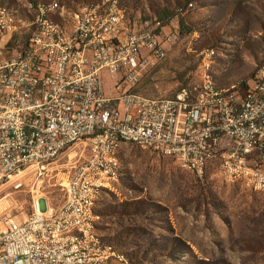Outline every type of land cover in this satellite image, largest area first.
Masks as SVG:
<instances>
[{"label":"built area","instance_id":"1","mask_svg":"<svg viewBox=\"0 0 264 264\" xmlns=\"http://www.w3.org/2000/svg\"><path fill=\"white\" fill-rule=\"evenodd\" d=\"M24 8L0 6L3 50L15 37L0 60V264H119L95 207L117 181L126 143L201 182L215 168L264 194V65L249 83L224 87L215 50H204L196 83L170 99L147 98L137 89L175 44L170 25L132 30L118 0ZM105 81L116 97L105 96ZM77 145L89 156L59 184L63 202L49 205L31 188L23 214L22 178L45 174Z\"/></svg>","mask_w":264,"mask_h":264},{"label":"rangeland","instance_id":"2","mask_svg":"<svg viewBox=\"0 0 264 264\" xmlns=\"http://www.w3.org/2000/svg\"><path fill=\"white\" fill-rule=\"evenodd\" d=\"M53 1L75 6L100 0H0V6L23 13L27 2ZM118 2L132 30L164 11L172 16L167 23L172 30H180L167 58L141 80L137 92L143 97L170 99L196 83L204 50H215L213 72L224 87L249 83L264 65V0ZM14 38L4 50L1 42L0 60L11 55ZM104 91L117 96L108 81ZM88 156L77 145L45 174L24 176L16 193L22 213L31 210V188L43 202L59 206L64 199L59 184ZM118 159L117 181L100 194L95 213L100 235L123 257L119 264H264V194L227 182L215 168L201 182L134 144L121 145Z\"/></svg>","mask_w":264,"mask_h":264},{"label":"trees","instance_id":"3","mask_svg":"<svg viewBox=\"0 0 264 264\" xmlns=\"http://www.w3.org/2000/svg\"><path fill=\"white\" fill-rule=\"evenodd\" d=\"M32 3V2H31ZM171 18H172V16L169 14L168 15V13H166L165 11L164 12H162V13H157L156 14V16H155V18L153 19V22L156 20V21H161V22H163L164 24L166 23H168V21L169 20H171ZM152 22V23H153ZM152 23H150L149 24V22H147V21H145V25H144V27H142V28H145V27H148V26H150V25H152ZM128 25H129V22H128ZM129 27H130V25H129ZM181 28H182V26H180ZM141 28V29H142ZM141 29H139V30H141ZM175 33V35H176V38L180 35V30L178 31V32H174ZM177 41V40H176ZM184 88H187V87H183V88H181L180 90H182V89H184ZM179 90V91H180ZM178 91V92H179ZM177 92V93H178Z\"/></svg>","mask_w":264,"mask_h":264}]
</instances>
